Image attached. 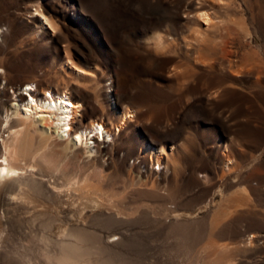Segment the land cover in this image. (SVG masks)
Listing matches in <instances>:
<instances>
[{"label": "rangeland", "instance_id": "obj_1", "mask_svg": "<svg viewBox=\"0 0 264 264\" xmlns=\"http://www.w3.org/2000/svg\"><path fill=\"white\" fill-rule=\"evenodd\" d=\"M221 1L0 0L1 130L5 117L13 118V92L24 82L67 90L83 105L80 127L101 119L114 128L119 114L133 116L95 157L77 154L65 161L103 175V206L83 201L81 211L112 210L124 218L117 225L126 240L106 248L111 264H264V237L241 234L245 227L264 228L261 211L227 209L224 189L210 188L204 171L184 179L172 173L176 147L170 145L181 133L190 141V163H208L205 142L219 137L214 108L227 105L240 112L252 90L257 92L253 101L264 108V72L255 82L230 72L206 74L211 67L192 65L188 32L211 36L203 30L218 23L231 24L235 42L259 48L260 56L264 52V0ZM36 9L57 28L42 21ZM203 11L211 21L197 17ZM258 63L264 71V57ZM166 143L171 144L163 147ZM150 148H164L160 164L151 160ZM23 201L16 215L29 221L39 207ZM104 221H96L103 223L94 225L98 231L117 226ZM53 227L37 221L8 233L26 232L40 247L43 233L58 231Z\"/></svg>", "mask_w": 264, "mask_h": 264}, {"label": "bare ground", "instance_id": "obj_2", "mask_svg": "<svg viewBox=\"0 0 264 264\" xmlns=\"http://www.w3.org/2000/svg\"><path fill=\"white\" fill-rule=\"evenodd\" d=\"M35 12L50 28H57L51 18L38 9ZM197 17L204 23L211 21L204 11ZM155 37L161 49L163 38L160 34ZM73 67L78 74L85 73ZM13 94V118L6 116L0 128V264H111L106 248L126 240L119 228L124 218L113 213L110 206L107 207L110 211L90 214L81 211L83 201L93 203L96 208L103 206L105 199L99 194L103 175L97 169L93 172L75 169L65 161L77 154L88 160L95 157L100 147L113 141L133 116L129 112L119 114L114 128L101 119H91L80 127L83 105L67 90L55 91L24 82ZM149 152L151 160L160 164L164 148L160 151L150 148ZM162 169L161 166L159 172ZM154 171L158 172L157 168ZM29 199L37 204L39 214L25 221L16 212L22 208L23 200ZM100 219L119 225L109 231H98L94 225L103 224L96 222ZM37 221L59 227L56 233L49 230L50 233L42 234L40 247L26 232L19 237L8 233ZM15 239L18 245L13 242Z\"/></svg>", "mask_w": 264, "mask_h": 264}, {"label": "crops", "instance_id": "obj_3", "mask_svg": "<svg viewBox=\"0 0 264 264\" xmlns=\"http://www.w3.org/2000/svg\"><path fill=\"white\" fill-rule=\"evenodd\" d=\"M225 23L216 24L213 30L207 27L203 33L212 35H205L204 38L201 37L202 32L199 31L198 34L196 29L188 32L192 65L211 67L206 69V74L220 76L230 72L236 76L245 75L249 80L258 82L260 73L264 72L260 70L258 61L264 57V52L260 56L259 48L244 47L242 43L235 42V32L229 31L231 24ZM247 94L251 101L242 102L240 112L227 105H220L212 110L219 118V125H215L219 130V137L205 142V145H209L208 163H190L187 148L190 141L184 133L173 140V144L166 143L162 146L171 144L170 146L176 147V156L171 163L174 176L184 179L194 176L197 170L204 171L209 178L210 188L219 186L224 189L227 209L257 210L264 216V120L260 119V115L264 116V108L253 101L256 91L252 90ZM260 130L263 132L261 138ZM241 234L264 237V228L245 227Z\"/></svg>", "mask_w": 264, "mask_h": 264}, {"label": "built area", "instance_id": "obj_4", "mask_svg": "<svg viewBox=\"0 0 264 264\" xmlns=\"http://www.w3.org/2000/svg\"><path fill=\"white\" fill-rule=\"evenodd\" d=\"M130 162H132V159H131V161ZM154 168L156 169L157 168V164L156 165H154Z\"/></svg>", "mask_w": 264, "mask_h": 264}]
</instances>
